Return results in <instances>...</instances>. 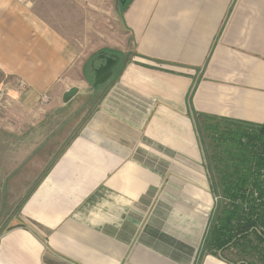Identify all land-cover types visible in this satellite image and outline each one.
<instances>
[{
	"label": "crops",
	"instance_id": "1",
	"mask_svg": "<svg viewBox=\"0 0 264 264\" xmlns=\"http://www.w3.org/2000/svg\"><path fill=\"white\" fill-rule=\"evenodd\" d=\"M114 1L124 50L98 48L111 0H0V264H254L209 244L197 119L264 123V0ZM88 84L101 100L63 133Z\"/></svg>",
	"mask_w": 264,
	"mask_h": 264
},
{
	"label": "trees",
	"instance_id": "2",
	"mask_svg": "<svg viewBox=\"0 0 264 264\" xmlns=\"http://www.w3.org/2000/svg\"><path fill=\"white\" fill-rule=\"evenodd\" d=\"M105 50L98 52L105 53ZM199 133L210 139L217 208L209 244L238 247L242 256L264 259V123L251 125L201 117Z\"/></svg>",
	"mask_w": 264,
	"mask_h": 264
},
{
	"label": "rangeland",
	"instance_id": "3",
	"mask_svg": "<svg viewBox=\"0 0 264 264\" xmlns=\"http://www.w3.org/2000/svg\"><path fill=\"white\" fill-rule=\"evenodd\" d=\"M32 1L34 0H30V2ZM114 3L115 1L111 0L110 4L108 5V8L106 10H108L109 13L101 11L100 14H95L94 16L96 21L95 26L97 27L98 25H100V27H97L99 30L98 32H100V34H97L98 48H105L106 50L108 48L112 50H124L129 44V38L128 36L122 35L119 32L113 30V28L117 26L114 25L116 24L117 17V14L114 13V9L112 8ZM106 28H108L109 31H107ZM86 70L87 71L85 73L90 75V71L88 69ZM88 78L90 79V77ZM100 94L102 95V91H99L98 94H93L89 84L81 88V93L76 95L71 100V102L67 104L68 106H66L65 110L63 111L65 112L63 117L65 118L66 116L67 118H69L68 125L64 127L63 133L72 132L73 129L79 130L83 126L82 124L88 119L92 111L96 109L97 104L101 100ZM199 135L205 153L207 155H210V139H208L204 133H202V135L199 133ZM226 255L232 257L233 259L243 258L248 262L253 261L254 264H264V259L261 260L260 257L255 253H251L250 255L245 256L239 255L235 257L236 252L231 250L226 252Z\"/></svg>",
	"mask_w": 264,
	"mask_h": 264
},
{
	"label": "water",
	"instance_id": "4",
	"mask_svg": "<svg viewBox=\"0 0 264 264\" xmlns=\"http://www.w3.org/2000/svg\"><path fill=\"white\" fill-rule=\"evenodd\" d=\"M119 58L116 55H110L105 58V62L94 69L93 87L108 81L114 74ZM77 93V88L69 89L63 95V102H68Z\"/></svg>",
	"mask_w": 264,
	"mask_h": 264
},
{
	"label": "flooded vegetation",
	"instance_id": "5",
	"mask_svg": "<svg viewBox=\"0 0 264 264\" xmlns=\"http://www.w3.org/2000/svg\"><path fill=\"white\" fill-rule=\"evenodd\" d=\"M110 55H114V54H112V53H100V54L96 55V58L93 61H91V63H90V69L92 70V72H94L95 67L103 64L105 62V58L107 56H110Z\"/></svg>",
	"mask_w": 264,
	"mask_h": 264
},
{
	"label": "built area",
	"instance_id": "6",
	"mask_svg": "<svg viewBox=\"0 0 264 264\" xmlns=\"http://www.w3.org/2000/svg\"><path fill=\"white\" fill-rule=\"evenodd\" d=\"M19 86H20L21 88H23V87L25 86V84L23 83V81H21V82L19 83ZM0 96L3 97V91H0Z\"/></svg>",
	"mask_w": 264,
	"mask_h": 264
}]
</instances>
